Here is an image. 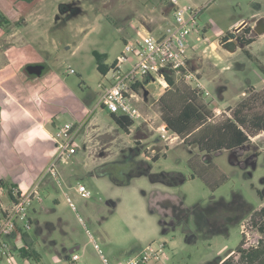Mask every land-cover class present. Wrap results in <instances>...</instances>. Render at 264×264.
<instances>
[{"label":"rangeland","instance_id":"obj_1","mask_svg":"<svg viewBox=\"0 0 264 264\" xmlns=\"http://www.w3.org/2000/svg\"><path fill=\"white\" fill-rule=\"evenodd\" d=\"M177 3L199 8L205 31L198 39L195 33L188 37L187 68L209 92L202 99L216 121L247 95L248 87L264 88L262 28L253 25L254 32L237 33L253 38L248 45L238 39L236 46H223L219 40L236 19L264 13V0ZM14 11L12 17H19ZM15 20L8 31L15 35L0 39V68L7 58L14 71L26 59L39 60L47 70L39 78L49 74L53 87L65 89L73 107L88 117L74 122L80 125L73 141L76 151L56 163L58 180L48 174L40 181V198L28 211L29 236L40 262L22 259L14 250L10 261L1 258L0 264H104L98 249L110 263H120L148 245L162 249L159 258L146 264H220L242 234L244 248L264 239L250 219L252 211L264 206L263 133L241 147L207 152L159 131L156 101L169 88L160 78L142 87L135 102L140 116L126 131L99 104L103 76L93 52L111 62L126 39L138 37L143 28L156 31L171 23L169 0H36L24 13L27 22L15 28ZM194 83L180 78L172 88ZM69 107L56 117L57 127L47 124L52 134L78 117ZM157 153L159 158L152 160ZM127 161L137 163L138 174L126 183H116L104 171L108 163ZM79 184L89 196L78 190ZM2 201L8 205L7 194ZM72 253L79 259L72 261Z\"/></svg>","mask_w":264,"mask_h":264},{"label":"built area","instance_id":"obj_2","mask_svg":"<svg viewBox=\"0 0 264 264\" xmlns=\"http://www.w3.org/2000/svg\"><path fill=\"white\" fill-rule=\"evenodd\" d=\"M172 10V22L162 29L146 31L142 29L138 37L126 39L118 55L108 63L109 67L102 74L99 84L102 92L99 104L101 108L115 115L126 116L135 121L140 116L135 102L139 101L142 87L151 80L160 78L166 84L165 76L171 75L175 80L184 78L195 80L192 87L198 88L201 97L209 95L202 83L188 70V51L190 34L201 35L202 27L198 21L199 8L192 5H179L177 0H169ZM70 72H73L70 69ZM147 80V83H146ZM80 125L65 122L58 126L52 139L58 145L57 160H52L42 175L26 190L18 186L11 188L13 200L10 205L2 207L0 213V259L12 257V251L24 246L22 235L24 231L30 232L31 224L28 215L29 208L34 200H39L38 184L48 174L58 180L56 163L64 160L66 153L75 152L74 138ZM159 131L167 132L164 123L158 126ZM62 139V141H59ZM78 190L89 196L83 185ZM69 201V198L67 197ZM71 204V202L69 201ZM12 239V242L10 241ZM95 248H98L94 242ZM162 245L153 247L148 245L138 253L126 258L120 263H110L108 259L98 252L104 264H146L151 259L161 255ZM72 261L79 259L77 253L70 255Z\"/></svg>","mask_w":264,"mask_h":264},{"label":"trees","instance_id":"obj_3","mask_svg":"<svg viewBox=\"0 0 264 264\" xmlns=\"http://www.w3.org/2000/svg\"><path fill=\"white\" fill-rule=\"evenodd\" d=\"M20 22L21 20L16 22V25ZM9 24L10 19L0 11V26L8 31ZM241 41L248 44L253 41V38ZM93 53L98 71L101 74L105 73L109 67L105 62L106 56L97 51ZM165 81L170 88L156 101L159 116L166 130L178 136L184 143L197 144L200 150L211 152L241 147L249 143L252 136L264 134V88L258 90L251 85L244 98L235 106L228 107L229 114L212 121L214 114L208 104L203 101L198 88L187 84L172 88L175 81L171 75H166ZM110 117L125 131L134 124V121L126 116L110 113ZM159 156L158 153L154 154L151 159L157 160ZM104 171L110 173L116 183H126L128 176L138 174L137 163L132 161L108 163L104 166ZM119 173H123V176H118ZM0 185L7 190L10 201L13 200L11 188L17 185L2 180ZM250 219L256 230L264 234V206L252 211ZM29 221L31 224V219ZM243 235L234 252L220 264H264V239L260 238L257 244L244 248ZM22 239L24 246L15 249L17 255L22 259L39 263L40 254L34 248V242L30 241L27 231L23 232Z\"/></svg>","mask_w":264,"mask_h":264},{"label":"crops","instance_id":"obj_4","mask_svg":"<svg viewBox=\"0 0 264 264\" xmlns=\"http://www.w3.org/2000/svg\"><path fill=\"white\" fill-rule=\"evenodd\" d=\"M34 2L36 0H0V11L10 19L9 29L15 18V21L18 22L22 17L19 25L14 23L15 28L22 22H27L24 20V13ZM11 5L15 6L14 9L11 8ZM15 9H17L19 17H12L16 12ZM243 20L249 22L252 20L253 24L261 21L259 27L262 29L259 32L264 34V13L257 11L251 14V20L240 17L233 21L227 27L226 32L238 26ZM143 29L150 31V29ZM203 31H205L204 28ZM15 32L8 33L7 37L14 36ZM9 57L11 58V55ZM31 59L33 58L26 60H29L27 62L39 61ZM7 60L8 62L0 68V181L13 182L24 191L39 178L52 160H57L59 147L52 139V133L47 124H51L54 128L57 127L55 119L62 114L65 106L69 107L68 101L71 104L69 109L73 116L78 114L75 121L68 122L79 123L80 118H83L87 113L73 107L65 89L53 87L54 84L47 80L49 74L35 79V82L29 78L23 79L17 73L20 67L14 71L13 61L9 58ZM163 86L165 87L166 84L163 83ZM169 88L165 87L163 92ZM5 194H7V190L0 185L1 207L10 205L9 199L8 205L3 206L2 197ZM30 241L34 242L31 238ZM74 248H78V246ZM74 248L69 251L71 252ZM8 260L10 261V259Z\"/></svg>","mask_w":264,"mask_h":264},{"label":"flooded vegetation","instance_id":"obj_5","mask_svg":"<svg viewBox=\"0 0 264 264\" xmlns=\"http://www.w3.org/2000/svg\"><path fill=\"white\" fill-rule=\"evenodd\" d=\"M14 7L15 6H13V5H11V8L12 9H14ZM261 24V21H258V23H255V24H250V22L249 21H247V20H243L238 26H240L239 28H238V30L237 31H235V36H234V38L232 39L233 40V42H234V45L236 46V43H237V41H238V39H239V42L242 40V39H248V38H244L243 36H237V33H239L240 31H248V32H252L253 30H254V28H253V25H255L256 27H258L259 25ZM10 25V24H9ZM9 27V26H8ZM237 27V26H236ZM236 27H234V28H236ZM234 28L232 29V30H230L229 32H231V31H233L234 30ZM250 28V29H249ZM9 31V30H8ZM8 31H6V30H4L1 26H0V39L1 38H3L5 35H9L8 34ZM229 32H226L225 34H228ZM254 32V31H253ZM251 38V37H250ZM254 41V40H253ZM252 41V42H253ZM242 42V41H241ZM252 42H250V43H252ZM250 43H248V44H250ZM248 44H246V45H248ZM248 55V57L250 56L249 54H247ZM35 64V63H42V62H40V61H36V62H27V63H25L24 65H23V67H21L20 68V77H22L23 79L24 78H33L35 75L34 74H29L27 71H26V69H25V67H26V65L27 64ZM45 70H46V66H45V68L43 69V73L45 72ZM47 71V70H46Z\"/></svg>","mask_w":264,"mask_h":264},{"label":"water","instance_id":"obj_6","mask_svg":"<svg viewBox=\"0 0 264 264\" xmlns=\"http://www.w3.org/2000/svg\"><path fill=\"white\" fill-rule=\"evenodd\" d=\"M240 26H237L236 28H234L233 31L229 32L228 34H225L221 40L220 43L223 46H229V45H234L233 42V38L235 36V31L238 30ZM45 68V65L42 63H35V64H27L25 69L29 74H34V79H38L39 77H41L43 75V69ZM147 83V80H146ZM147 90L144 91V100L147 99ZM71 252H73V250H71Z\"/></svg>","mask_w":264,"mask_h":264}]
</instances>
